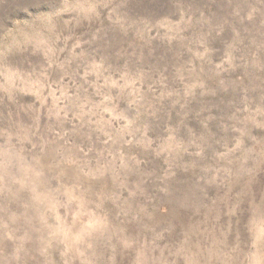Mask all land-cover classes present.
Here are the masks:
<instances>
[{"label": "rangeland", "instance_id": "1", "mask_svg": "<svg viewBox=\"0 0 264 264\" xmlns=\"http://www.w3.org/2000/svg\"><path fill=\"white\" fill-rule=\"evenodd\" d=\"M264 0H0V264H264Z\"/></svg>", "mask_w": 264, "mask_h": 264}, {"label": "snow or ice", "instance_id": "2", "mask_svg": "<svg viewBox=\"0 0 264 264\" xmlns=\"http://www.w3.org/2000/svg\"><path fill=\"white\" fill-rule=\"evenodd\" d=\"M260 215L264 217V206L259 209Z\"/></svg>", "mask_w": 264, "mask_h": 264}]
</instances>
